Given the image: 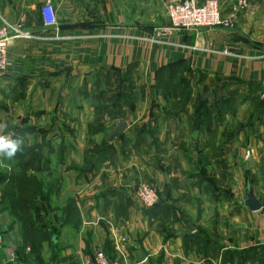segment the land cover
<instances>
[{
	"label": "crops",
	"instance_id": "1",
	"mask_svg": "<svg viewBox=\"0 0 264 264\" xmlns=\"http://www.w3.org/2000/svg\"><path fill=\"white\" fill-rule=\"evenodd\" d=\"M45 1L54 8L56 29L42 25L39 11ZM158 1L162 7L153 16L145 10L142 16H135L123 0H0V25L19 26L23 32L9 42L10 66L0 73V127H5V120L12 122L17 117L16 128L6 136L17 139L37 161L50 165L55 161L57 143L70 144L82 137L80 128L86 126L82 106L76 113L72 101L82 80L92 74L113 72L125 77L137 73L151 84L162 70L186 69L208 82L237 81L244 92L264 81V0H217L222 20L233 17L231 27L173 31L164 43L153 44L148 41L152 31L164 30L167 25L162 13L166 0ZM155 15L161 16L158 25H152ZM228 46L233 47V56L220 53ZM63 114L69 116L60 122ZM238 120L243 126L233 139V156L242 158L247 148L254 150V156L244 163V183L236 181L234 187L229 186L237 210L226 215L221 209L217 219L204 197L198 203L192 201L191 206L182 196L170 202L162 197L156 209L144 214L131 205V180L122 175L124 166L118 164L101 165L87 182L73 181L76 172L67 170V187L79 190L76 206L82 215L90 216L84 221L87 228L80 227V237L99 231V223L108 225L95 242L82 240L79 250L91 249V255L102 248L116 258L124 236L128 240L125 252L133 264H264V114ZM0 155L8 162L9 158ZM174 157L194 160L197 155L177 151ZM222 158L228 160L226 154ZM210 169L207 167V172ZM236 170L228 164L224 175L236 174ZM143 172L155 183L162 178L169 182L167 172ZM101 173L105 180L100 181ZM247 184L262 205L258 211L239 205L245 200ZM12 222L7 215H0V264H10L12 246H17L15 264H40L19 228L14 225L7 230ZM94 233L88 232L92 238Z\"/></svg>",
	"mask_w": 264,
	"mask_h": 264
},
{
	"label": "rangeland",
	"instance_id": "2",
	"mask_svg": "<svg viewBox=\"0 0 264 264\" xmlns=\"http://www.w3.org/2000/svg\"><path fill=\"white\" fill-rule=\"evenodd\" d=\"M131 1L123 0V4L130 9V15L135 16H142L144 10L153 16L155 10L162 7L158 0H136L135 4ZM152 19V25L161 23L160 15ZM165 38H160L162 43ZM207 82L202 75L192 76L186 69L176 68L157 73L151 84H146L137 73L125 77L113 72L97 73L83 79L72 101L76 113L81 112L82 106L81 117L86 121V126L80 128L82 137L78 141L57 143L55 161L50 165L37 161L36 155L24 148L8 162L0 155V178L7 173L8 180L13 181L12 185L10 181L0 184V199H4L0 215L14 220L7 230L14 225L19 228L32 243L33 254L40 264H82L91 253V249L88 252L79 250L82 240L95 242L108 227L99 223V231H88L96 232L93 238L88 232L87 236L80 237V227L87 228L84 221L90 216L82 215L76 206L79 190L67 187L65 172L75 171L73 181L85 179L87 182L98 173L95 170H101V165L110 164L124 166L121 170L125 174L122 175L131 180V205L138 206L144 214L150 209H144L137 198L136 192L141 185L155 188L158 204L151 210L162 203V197L170 202L182 196L184 203L190 206L192 201L198 203L204 197L214 210L215 219L221 209L226 215L236 211L238 205L229 194V186L231 183L234 187L236 181L244 183V163L254 156L252 148L245 149L242 158L233 156V139L243 126L238 119L263 115L264 100L260 98L258 86L244 92L240 90L243 85L237 81ZM63 116L60 122L69 115ZM13 119L8 122L3 117L5 127H0V136L14 131L17 117ZM120 120L130 128L108 137ZM18 124L22 126L20 117ZM60 129H64L63 124ZM177 151L194 153L197 158L178 159L174 157ZM247 152L251 153L249 158L245 156ZM223 154L228 160L222 158ZM228 164L237 167L236 174L224 175ZM207 167L211 168L209 172ZM143 169L160 174L167 172L169 182L162 178L157 184L143 174ZM105 179L101 173L100 181ZM5 194L8 195L6 199ZM169 207L173 210L171 205ZM53 235L54 245L51 243Z\"/></svg>",
	"mask_w": 264,
	"mask_h": 264
},
{
	"label": "built area",
	"instance_id": "3",
	"mask_svg": "<svg viewBox=\"0 0 264 264\" xmlns=\"http://www.w3.org/2000/svg\"><path fill=\"white\" fill-rule=\"evenodd\" d=\"M165 18L167 25L164 30L155 31L148 39L151 43H162L160 38H165L173 31L183 30H204L217 27H231L233 17L228 20H222L220 6L217 0H204L199 3L197 0H166L164 1ZM40 17L44 28L56 29L57 20L54 8L49 1H45L40 6ZM19 26H10L6 23L0 25V73L6 71L9 66L7 57V46L9 42L22 35ZM233 47L228 46L220 53L225 56H233ZM260 98L264 100V81L259 85ZM250 152L245 154L249 158ZM155 189V188H154ZM148 185H141L137 192L139 203L144 209H152L158 204L156 191ZM126 239L121 238L118 250V257L112 258L107 255L102 248L93 252V254L85 259L84 264H133L129 261V257L125 252ZM26 252L29 249L26 248ZM17 246L9 249L8 263L15 264Z\"/></svg>",
	"mask_w": 264,
	"mask_h": 264
},
{
	"label": "water",
	"instance_id": "4",
	"mask_svg": "<svg viewBox=\"0 0 264 264\" xmlns=\"http://www.w3.org/2000/svg\"><path fill=\"white\" fill-rule=\"evenodd\" d=\"M126 129V123L122 120L118 121V124L116 125V127L114 128V130H112L109 134L108 137H112L118 134H121L125 131ZM239 205L250 210L251 212H255L261 209L262 205L259 203V201L254 198L251 194L249 185L247 184V192H246V196H245V200L244 201H240ZM51 243L54 245L55 244V237L54 235L52 236L51 239ZM141 260H144V256L141 254Z\"/></svg>",
	"mask_w": 264,
	"mask_h": 264
},
{
	"label": "clouds",
	"instance_id": "5",
	"mask_svg": "<svg viewBox=\"0 0 264 264\" xmlns=\"http://www.w3.org/2000/svg\"><path fill=\"white\" fill-rule=\"evenodd\" d=\"M21 145L17 139L9 138L8 136H0V152H2L5 157L12 158L20 150Z\"/></svg>",
	"mask_w": 264,
	"mask_h": 264
},
{
	"label": "trees",
	"instance_id": "6",
	"mask_svg": "<svg viewBox=\"0 0 264 264\" xmlns=\"http://www.w3.org/2000/svg\"><path fill=\"white\" fill-rule=\"evenodd\" d=\"M5 159V158H4ZM10 181V179L8 180V178H7V173H5V176L4 177H1L0 178V184H4V183H6L7 184V182H9ZM9 184L10 185H12L13 184V181H10L9 182ZM9 193H10V191H9ZM6 198H8V195L7 194H5V199ZM13 200L14 201H16L17 200V198H16V196H13ZM3 203H4V199L3 198H1L0 199V208L2 207V205H3ZM154 208V207H153ZM18 218H21V216H18ZM17 219V218H16ZM20 221V220H19ZM22 235H23V240H25L27 243H31V242H29V240L27 239V238H25V236H24V234L22 233ZM31 245H32V243H31ZM32 247V252H33V246H31ZM108 255V254H107Z\"/></svg>",
	"mask_w": 264,
	"mask_h": 264
},
{
	"label": "bare ground",
	"instance_id": "7",
	"mask_svg": "<svg viewBox=\"0 0 264 264\" xmlns=\"http://www.w3.org/2000/svg\"><path fill=\"white\" fill-rule=\"evenodd\" d=\"M151 210V209H150Z\"/></svg>",
	"mask_w": 264,
	"mask_h": 264
}]
</instances>
